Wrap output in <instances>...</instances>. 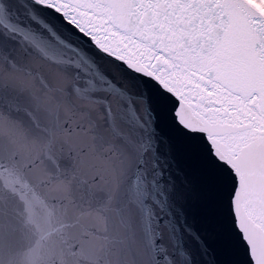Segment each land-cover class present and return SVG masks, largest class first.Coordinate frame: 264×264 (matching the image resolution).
I'll use <instances>...</instances> for the list:
<instances>
[{"label":"snow or ice","instance_id":"obj_1","mask_svg":"<svg viewBox=\"0 0 264 264\" xmlns=\"http://www.w3.org/2000/svg\"><path fill=\"white\" fill-rule=\"evenodd\" d=\"M47 7L0 0V60L10 58L9 43L50 46L36 34L43 25L64 49L59 63H77L75 49L37 19ZM70 7L125 58L109 57L131 87L91 62L75 67L74 89L101 105L121 158L132 161L125 210L143 264H264V0ZM57 20L83 38L62 14Z\"/></svg>","mask_w":264,"mask_h":264},{"label":"water","instance_id":"obj_2","mask_svg":"<svg viewBox=\"0 0 264 264\" xmlns=\"http://www.w3.org/2000/svg\"><path fill=\"white\" fill-rule=\"evenodd\" d=\"M46 2L49 7L36 9L37 19L75 49L77 63H59L64 49L43 25L35 31L50 46L39 40L9 43L10 58L0 60L2 259L5 264H143L138 229L125 210L132 161L121 158L101 105L74 89L75 67L87 71L91 62L131 87L124 70L109 59L125 58L79 19L70 7L75 0ZM61 14L83 38L57 20Z\"/></svg>","mask_w":264,"mask_h":264}]
</instances>
